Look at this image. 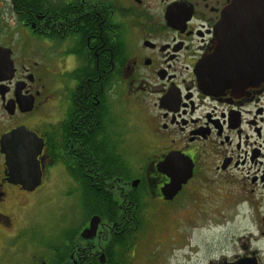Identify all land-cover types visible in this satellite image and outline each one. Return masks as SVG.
I'll use <instances>...</instances> for the list:
<instances>
[{
	"label": "flooded vegetation",
	"instance_id": "flooded-vegetation-1",
	"mask_svg": "<svg viewBox=\"0 0 264 264\" xmlns=\"http://www.w3.org/2000/svg\"><path fill=\"white\" fill-rule=\"evenodd\" d=\"M230 1L0 0V264H159L139 233L191 214L220 245L177 264H264V83L208 95L195 73L205 55L220 74L233 64L214 52ZM14 133L40 147L32 190L8 176ZM171 154L192 175L167 201L158 168ZM50 193L60 204L46 227Z\"/></svg>",
	"mask_w": 264,
	"mask_h": 264
},
{
	"label": "water",
	"instance_id": "water-1",
	"mask_svg": "<svg viewBox=\"0 0 264 264\" xmlns=\"http://www.w3.org/2000/svg\"><path fill=\"white\" fill-rule=\"evenodd\" d=\"M214 39V52L221 55L222 59L225 56L223 62L231 59L233 64L226 62V72L220 74L218 65L212 64L215 55L203 56L195 67V73L205 93L212 95L229 89L244 91L264 83V0H231L216 26ZM24 138H27L26 135L20 133L5 138L6 165L11 181H16L26 190H32L40 185L36 161L40 147L38 152L33 148L27 150L21 141ZM24 153L28 154V158L19 160L18 157ZM158 169L169 180L161 190L167 201L172 200L192 175L191 162L173 154L168 155ZM19 171L24 173L18 174ZM98 222V218H92L88 228L83 231L82 235H86L84 237L87 240L95 234Z\"/></svg>",
	"mask_w": 264,
	"mask_h": 264
},
{
	"label": "rangeland",
	"instance_id": "rangeland-1",
	"mask_svg": "<svg viewBox=\"0 0 264 264\" xmlns=\"http://www.w3.org/2000/svg\"><path fill=\"white\" fill-rule=\"evenodd\" d=\"M137 136L138 135L136 133V137ZM137 142V139L134 138L132 146L134 145L136 149ZM57 197V193H50L49 197L45 199V205L39 210L38 218L46 227L51 226L56 222L52 214L55 212L54 209L57 208V205L60 204V201L58 203L55 202ZM51 199L52 202L50 204H47ZM192 202L194 203L195 200H193ZM187 208L188 206L186 205L185 209H183L184 212L190 211ZM194 218L195 217L192 214L183 217V222L175 225L173 224V229L170 233H167V229L169 230L170 224H172V222L169 221L170 217H167V220L163 224H160L156 220H154L150 227L146 226L144 230L139 233V236L143 234L149 236V238L144 237L140 239L146 240L145 245L142 249L146 250V252L149 251V255L151 256L152 260H157L159 264H177L176 258L181 256L182 254H185L189 250H194L195 245H198V250H204L201 249L203 246L212 247V249L218 247L220 245L218 243V238H220V236L216 232H213L214 229L209 228L210 232L204 233V239H202L200 235H196V231L192 229L193 227H197L195 225H201L203 223L210 224V218L207 217V219L205 220L204 218L199 217L197 221L193 222L191 227L189 225V222ZM159 225L164 227L165 230ZM241 228L242 227L239 224H236L231 228L229 235H227L225 239L227 243L226 248H232V240L238 235Z\"/></svg>",
	"mask_w": 264,
	"mask_h": 264
}]
</instances>
